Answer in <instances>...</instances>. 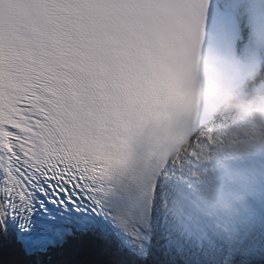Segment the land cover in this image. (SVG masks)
<instances>
[{
  "label": "snow or ice",
  "instance_id": "obj_1",
  "mask_svg": "<svg viewBox=\"0 0 264 264\" xmlns=\"http://www.w3.org/2000/svg\"><path fill=\"white\" fill-rule=\"evenodd\" d=\"M75 2L0 0V264H76L89 238L113 264H264V139L204 110L172 61L183 47L264 69V0H110L125 42L90 82L41 41L75 14L31 11ZM214 142L227 155L207 165ZM220 168L259 179L230 214H205L194 174Z\"/></svg>",
  "mask_w": 264,
  "mask_h": 264
},
{
  "label": "clouds",
  "instance_id": "obj_2",
  "mask_svg": "<svg viewBox=\"0 0 264 264\" xmlns=\"http://www.w3.org/2000/svg\"><path fill=\"white\" fill-rule=\"evenodd\" d=\"M4 7L7 8L8 5L5 4ZM43 7H48L49 10L62 7L65 14H75L76 18L74 24L67 25L58 32L41 33L46 58L67 61L75 75L85 82L99 79L125 42L118 27L119 17L112 11L119 5L111 3L110 0H76L75 3L67 5H33L32 14L40 15ZM100 9L105 11H98ZM235 71L223 58L209 65L206 73L202 69L199 78L201 104L209 113H226L234 122L237 131L264 139V87H258L250 99L242 100L237 92ZM250 73L259 77L264 85V69L261 66H257ZM218 147L214 142L207 146L206 151L215 156ZM170 151L176 154L180 149L177 147ZM194 178L199 185L192 191L197 207L205 214L225 215L245 202L248 193L244 185L257 183L259 179L249 169H236L228 181L227 190L221 194L205 184L198 175H194ZM177 195L181 193L178 192Z\"/></svg>",
  "mask_w": 264,
  "mask_h": 264
},
{
  "label": "rangeland",
  "instance_id": "obj_3",
  "mask_svg": "<svg viewBox=\"0 0 264 264\" xmlns=\"http://www.w3.org/2000/svg\"><path fill=\"white\" fill-rule=\"evenodd\" d=\"M225 116H228V115L226 114ZM230 127H234V122L232 121V119H231ZM226 155L227 154H226L225 150H223L222 148H219L217 155L213 156V154H212L211 157L210 156H204V157H202V162L205 160H208V159L213 161V158L225 159ZM215 170L224 172L223 168L214 169V171ZM201 171H204V170L202 169ZM211 182H213V181H211ZM209 184H210V182H209ZM210 187H212L216 190L215 184H212V186H210ZM84 251L85 252L83 253V255H80V256L75 255L72 258L76 262V264H91L90 262H99L101 260H102V262L103 261H109V260H111L113 262L116 259V251L113 248L87 247V250L84 249Z\"/></svg>",
  "mask_w": 264,
  "mask_h": 264
},
{
  "label": "trees",
  "instance_id": "obj_4",
  "mask_svg": "<svg viewBox=\"0 0 264 264\" xmlns=\"http://www.w3.org/2000/svg\"><path fill=\"white\" fill-rule=\"evenodd\" d=\"M91 264H113V262L111 260L109 261H99V262H90Z\"/></svg>",
  "mask_w": 264,
  "mask_h": 264
},
{
  "label": "bare ground",
  "instance_id": "obj_5",
  "mask_svg": "<svg viewBox=\"0 0 264 264\" xmlns=\"http://www.w3.org/2000/svg\"><path fill=\"white\" fill-rule=\"evenodd\" d=\"M238 95H240V94H238ZM242 96H243V94H242ZM219 115L223 116L224 114H220V113H219ZM234 128H235V127H234ZM230 177H231V176H230ZM230 177H229V178H230ZM211 186H212V184H211ZM82 255H83V254H82ZM68 256H69V258L71 259L72 255H71V254H68Z\"/></svg>",
  "mask_w": 264,
  "mask_h": 264
}]
</instances>
